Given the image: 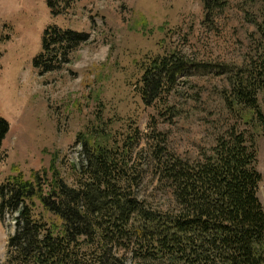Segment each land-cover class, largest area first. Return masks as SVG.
Segmentation results:
<instances>
[{"label": "rangeland", "instance_id": "374dc122", "mask_svg": "<svg viewBox=\"0 0 264 264\" xmlns=\"http://www.w3.org/2000/svg\"><path fill=\"white\" fill-rule=\"evenodd\" d=\"M215 1L221 3L212 11L204 0H75L54 16L47 0H0V117L10 124L0 184L19 172L27 179L35 172L51 176L52 166L75 184L85 163L78 134L107 122L120 143L134 136L131 160L144 177L140 197L165 207L171 194L154 176L157 148L194 161L238 126L257 141L264 205V130L244 125L225 99L234 72L263 49L264 0ZM52 25L88 33L89 40L70 63L40 75L34 60ZM171 53L186 69L170 93L147 105L139 91L143 68ZM14 232L10 216L0 219V264Z\"/></svg>", "mask_w": 264, "mask_h": 264}, {"label": "trees", "instance_id": "16d2710c", "mask_svg": "<svg viewBox=\"0 0 264 264\" xmlns=\"http://www.w3.org/2000/svg\"><path fill=\"white\" fill-rule=\"evenodd\" d=\"M74 1L47 4L57 16ZM220 3L204 0L206 10ZM259 26L264 39V24ZM88 40V33L49 26L34 67L40 75L58 71ZM185 69L177 53L149 60L139 80L144 102L153 105L170 93ZM230 83V110L244 125L264 130V46ZM108 130L106 122L78 134L85 163L75 184L55 166L45 178L19 172L0 184V219L4 223L8 215L15 222L3 264H264V205L258 195L263 176L253 134L232 126L194 161L158 147L154 176L171 194L169 205L160 207L140 197L144 177L131 160L134 136L120 143ZM9 131L0 117V163Z\"/></svg>", "mask_w": 264, "mask_h": 264}]
</instances>
